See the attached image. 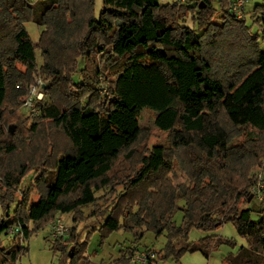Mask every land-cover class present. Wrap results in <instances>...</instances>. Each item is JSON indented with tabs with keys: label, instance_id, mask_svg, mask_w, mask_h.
I'll return each instance as SVG.
<instances>
[{
	"label": "trees",
	"instance_id": "obj_1",
	"mask_svg": "<svg viewBox=\"0 0 264 264\" xmlns=\"http://www.w3.org/2000/svg\"><path fill=\"white\" fill-rule=\"evenodd\" d=\"M231 1L0 0V264H16L60 213L72 223L48 233L59 264H181L222 244L223 264H264V194L253 191L264 184V0L250 23ZM26 21L41 27L36 41ZM35 73L48 96L29 120L20 107ZM143 108L152 126L139 124ZM224 222L244 244L189 240L191 228ZM95 229L101 241L119 229L133 239L96 262L86 250ZM146 231L164 240L131 262ZM3 232L13 234L4 245Z\"/></svg>",
	"mask_w": 264,
	"mask_h": 264
},
{
	"label": "rangeland",
	"instance_id": "obj_2",
	"mask_svg": "<svg viewBox=\"0 0 264 264\" xmlns=\"http://www.w3.org/2000/svg\"><path fill=\"white\" fill-rule=\"evenodd\" d=\"M161 1L171 2L173 0H161ZM255 2H261V0H246V4H244L243 6L241 16L245 15L247 23H250L253 20L252 8ZM100 4H101L100 0H95L96 10L99 9ZM186 24L188 25L190 24L189 18H187ZM24 25L30 37L32 38V40L36 41L38 38L39 32L41 30V27L37 26L32 21H26ZM40 62H41V58L38 52H36L37 65H39ZM79 65H81V63H79ZM39 76L44 83L48 81V78L47 79L44 78L43 75L39 74ZM47 96L48 95H46L44 92V95H43L44 99H47ZM20 111L21 113L27 116L25 109L23 107H20ZM28 118L29 120H31L33 117H28ZM152 120H153L152 112L148 108H143L139 116V124L143 126H152ZM10 124L13 125L12 131L10 132H13L15 124L13 123H10ZM152 141H153V138L150 140V142ZM173 169L176 174L181 173L182 169H181L179 158H175ZM262 173L263 172H261V174ZM35 178H36V175H32L31 177H29V175L26 176L21 183V187H25L29 181L33 182ZM17 194H19V190H17ZM96 194L97 195L101 194V191H98ZM31 197L33 201H35L38 198L35 192L31 194ZM256 200L259 201V199H256ZM180 215H181V212H178V211L175 212L174 218L176 219V221H179ZM56 217H59L60 223L64 227L69 228V226L72 223L70 213H60ZM252 217L257 218V214L253 212ZM89 223H90V226H95V227L97 226V223L91 219L89 220ZM48 233H49V224L43 227L37 228L28 237L27 241H25L27 250L22 255H20L16 264H59L61 260L62 252L60 249L53 247L52 241L48 237ZM212 233L234 238L236 241V246L240 244H244V239L235 232L230 222H224L221 226L211 231H204V230H198L196 228H191L189 231L188 237H189V240H196L202 235L212 234ZM12 235L13 234L3 232L1 234L2 244L4 245V244L9 243L12 240ZM130 239L131 240L133 239V236L130 232L119 229V230H114L108 233L101 241L100 232L98 229H95L91 232V234L89 235L87 239L86 250H87V253H89L90 259H92L93 261L98 262L102 260L106 262V261L111 260L113 257H117L119 255L120 247L130 244V241H129ZM163 240H164V236H159L157 238H154L152 232L146 231L143 234V236L137 241V246L139 245L140 247L136 248V250L143 251L146 249L145 247L151 248V246H154V248L157 249L161 246ZM68 250H66V253ZM228 250H231V248L227 245L222 244L216 250H214L208 257H205L199 251H186L181 255V257L179 258V261L181 264H223L222 256ZM171 263H172L171 260H167L163 264H171Z\"/></svg>",
	"mask_w": 264,
	"mask_h": 264
},
{
	"label": "built area",
	"instance_id": "obj_3",
	"mask_svg": "<svg viewBox=\"0 0 264 264\" xmlns=\"http://www.w3.org/2000/svg\"><path fill=\"white\" fill-rule=\"evenodd\" d=\"M176 2H181L183 0H174ZM246 0H232L231 1V10L236 14V16H241L242 9ZM34 81L28 86L27 94L22 102V107L25 109V112L29 116H34L39 112V105L44 100V82L41 80L38 73L34 74ZM18 86V84L16 85ZM253 191H255L259 197L264 194V184L259 182L254 186ZM67 227L61 225L59 218H56L54 221L49 223V236L51 238H56L66 232ZM9 232H12V229L9 228ZM155 257L154 252L151 250L135 251L131 257V262L142 263L145 262L148 258Z\"/></svg>",
	"mask_w": 264,
	"mask_h": 264
},
{
	"label": "water",
	"instance_id": "obj_4",
	"mask_svg": "<svg viewBox=\"0 0 264 264\" xmlns=\"http://www.w3.org/2000/svg\"><path fill=\"white\" fill-rule=\"evenodd\" d=\"M10 126H12V125H9V131H12V127H10ZM68 255L71 257L72 256V254L70 253V251H68Z\"/></svg>",
	"mask_w": 264,
	"mask_h": 264
},
{
	"label": "crops",
	"instance_id": "obj_5",
	"mask_svg": "<svg viewBox=\"0 0 264 264\" xmlns=\"http://www.w3.org/2000/svg\"><path fill=\"white\" fill-rule=\"evenodd\" d=\"M130 241V240H129ZM114 258V257H113Z\"/></svg>",
	"mask_w": 264,
	"mask_h": 264
}]
</instances>
